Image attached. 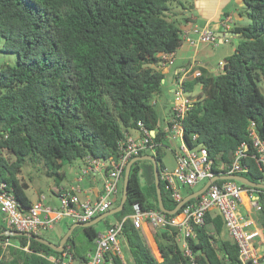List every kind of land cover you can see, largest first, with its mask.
Here are the masks:
<instances>
[{
	"label": "trees",
	"instance_id": "1",
	"mask_svg": "<svg viewBox=\"0 0 264 264\" xmlns=\"http://www.w3.org/2000/svg\"><path fill=\"white\" fill-rule=\"evenodd\" d=\"M174 1L0 0V49L18 54L16 65H0V181L22 210L33 204L26 193L28 183L19 177L27 157L42 161L47 174L60 183L65 162L82 163L88 155L117 158L119 141L139 121L160 129L163 119L154 100L163 93L165 74L158 66L163 54L175 53L183 44L179 21L171 17L179 15L173 11ZM244 3L249 22L232 29L239 42L225 57L222 71L213 74L202 68L200 76L185 82L190 92L197 85L201 90L184 125L190 145L191 136L198 134L196 143L208 149L216 173L228 171L237 148L245 143L248 156L243 161L249 171L243 175L264 182L250 139L252 122L264 138V0ZM154 140L161 170L162 146L169 141L160 130ZM161 187L165 207L175 208L178 202L162 180ZM193 191L188 189L184 197ZM122 192L123 180L115 206ZM136 205L159 209L149 160L133 164L128 198L124 209L115 213L117 221L133 214ZM259 213L264 244V207ZM6 229L1 218L0 232ZM75 229L65 250L86 264L88 257L78 248ZM83 230L91 242L100 232L95 224ZM123 236L134 264H241L237 243L225 233L218 211L207 213L196 237L189 238L192 256L184 254L175 228L156 231L161 260L129 218ZM6 239L16 244L5 249ZM40 253L62 252L27 236L0 235V264H54ZM115 264L123 260L116 258Z\"/></svg>",
	"mask_w": 264,
	"mask_h": 264
},
{
	"label": "built area",
	"instance_id": "2",
	"mask_svg": "<svg viewBox=\"0 0 264 264\" xmlns=\"http://www.w3.org/2000/svg\"><path fill=\"white\" fill-rule=\"evenodd\" d=\"M230 18L226 19V23ZM229 27V24H226ZM198 35L196 40L182 33L183 40L190 42L202 41L218 45L219 37L209 28L194 29ZM174 62V52L162 55L161 65ZM201 63L193 60L187 66H183L177 72L174 100L170 104V111L163 119L160 129H149L142 121L137 127L126 131L125 136L119 141V155L117 158L103 159L88 155L84 166L77 175L74 183L68 188L59 190L60 205L51 206L46 203L45 195L33 202L27 210H22L14 195L7 189L5 182L0 181V217L8 228L39 234L49 231L63 218H70L74 222H88L98 215L115 207L119 199L123 174L128 162L135 156L151 152L156 154L158 143L154 138L157 131H163L165 138L171 142H179L172 148L175 166H165L160 170V179L165 188L177 201L184 197L183 188L194 189L201 181L209 180L216 174H241L249 171V165L243 160L247 155L245 143L240 145L235 152V159L226 172H215L214 160L208 149L203 144H198V134L191 136L190 145L186 139L185 119L190 111L196 95L187 90L185 82L191 77L201 75ZM156 103V101L154 100ZM136 132V135H134ZM250 139L253 146V154L256 165L264 178V138L251 123ZM102 176L101 189L94 197H81L82 183L87 175ZM245 197L249 198L251 205L256 211L264 207V191L255 189L241 181L226 179L220 183L213 182L205 192L200 194L194 203L185 204L174 216L169 217L160 209L142 210L136 205V211L116 221L107 227L105 231L99 232L96 237V246L88 255L86 264H115V259H123L121 248V237L123 236L124 222L129 218L134 226L141 229L147 224L154 230H177V242L180 244L187 256H192L189 246V238L196 237V228L206 223L207 213L217 210L223 218L225 228L229 235L235 240L239 250L241 264H263L261 254L256 245L260 231L257 228H248L247 222L239 212V205ZM10 239L3 242L7 249L12 245ZM28 250V247H25ZM54 264H81L73 253L64 249L59 255L40 253Z\"/></svg>",
	"mask_w": 264,
	"mask_h": 264
},
{
	"label": "crops",
	"instance_id": "3",
	"mask_svg": "<svg viewBox=\"0 0 264 264\" xmlns=\"http://www.w3.org/2000/svg\"><path fill=\"white\" fill-rule=\"evenodd\" d=\"M175 2L180 4V6L182 7V11L180 12L179 7L176 9L173 5V8L175 9L174 12L178 11L177 13L179 14L177 16V19L179 21L180 27L182 28V33L186 32L188 37L196 40V38L198 37V35L194 31L196 27L209 28L212 29L219 37V43L218 45H214L202 41L190 42L187 40H183L182 46L174 53V62L172 64H160L158 66V69H160L165 74V78L163 81L164 91L165 88H167L168 90L170 89V91L175 90L177 86V72L180 68H182L183 66H187L193 60H197L199 63H201L202 65L200 68L206 69L210 73L216 74L221 72L223 69V61L225 57L229 56L235 51L236 45L239 42L238 35L232 33V29L237 25L247 24L249 21L248 17L243 14L245 6L244 0H177ZM228 17L230 18V22L226 23V19ZM226 24H229V27H227ZM226 43L233 44L232 48L228 46H219L220 44L224 45ZM189 79L192 78L190 77ZM164 94L165 93L163 92L162 95ZM155 101L157 103L156 99ZM171 102L166 103V106L168 107V113L170 111ZM84 163L85 161L82 163L79 162L80 171L84 166ZM80 171H78L77 175L80 173ZM75 179L71 180L68 185L57 184V189L54 190V193L57 195V197H59V190H61L62 188H68L74 183ZM101 186L102 176L100 174L87 175L82 183L81 197H94L97 194V191L101 189ZM187 190L188 189L183 188V193H185ZM250 208L254 209L249 201V198L245 197L239 205V212L241 215H243L244 220L247 222L248 228L259 229L257 220H259L260 213L259 211H256L254 209L255 214L251 215L248 211ZM215 211L217 210H213L212 212ZM244 211L247 213H244ZM73 223H75L73 220L66 217L60 220L57 224L63 225V227H67V229H69ZM110 223L112 224L114 222ZM53 228H55V226ZM140 230L155 255L161 260V255L158 256L156 254L153 246L154 243L158 246L155 237L157 230L152 229L147 224H144V226ZM65 232L66 231H63L62 235L59 234L60 239L64 236ZM225 233L229 235L226 228ZM256 245L261 254V261L264 264V244L261 233L257 238ZM95 246L96 243L95 241H93L92 245L87 248L86 252H81V254L88 257L89 253L94 250ZM121 248L123 254V264H134L133 256L124 236L121 237Z\"/></svg>",
	"mask_w": 264,
	"mask_h": 264
},
{
	"label": "rangeland",
	"instance_id": "4",
	"mask_svg": "<svg viewBox=\"0 0 264 264\" xmlns=\"http://www.w3.org/2000/svg\"><path fill=\"white\" fill-rule=\"evenodd\" d=\"M172 5H174L175 6L174 8L176 9L179 7V11L180 12L182 11V7L177 2L174 1ZM174 8H173V11L175 10ZM171 17L175 18L177 16L174 13H172ZM219 46H228L232 48L233 44L226 43L224 45L220 44ZM17 61H18V54L16 52H5L0 49V65L3 63L16 65ZM200 90H201L200 85H197L193 94L194 95L198 94ZM163 92L165 93L164 95L156 97V100H157L156 106H157V109L162 119H164L168 113V107L166 106V103L171 102L172 99L174 100V90L170 91V89L168 90L167 88H165V91L163 89ZM134 135H136V132H134ZM178 143L179 142L171 141V142H168V144H165L164 146H162L163 162L169 168H173L175 166V158H174L172 148H174V146ZM148 153H151V152H148ZM61 170L65 172V178L64 180L60 181V183H58L53 177H50L47 174V167L42 161H33L29 157H27L22 167V171L19 174V177L22 181L28 183V188L26 189V193L31 198V200L37 201L40 199V196L45 195L46 203L50 204L51 206H58L60 205V198L57 197V195L54 193V190L57 189L58 185H65V184L68 185L71 182V180L75 179L78 171H80L79 161L77 160L71 163L65 162ZM206 182L207 180L199 182L194 187V190L200 189ZM248 211H249V214L251 215L255 214V211L253 208H250ZM244 213H247V212L244 211ZM116 220H117L116 215L111 214L107 216L106 218H104L103 220L96 223L95 225L97 229H99L100 231H105L107 228V223L115 222ZM0 221H1V218H0ZM63 231L67 232L68 231L67 227H63V225L57 224L55 225V228H52L49 231H43L41 232V234L44 235L50 241L54 243H59L61 240L59 237V234L62 235ZM75 240H76V243L78 245L80 252L82 253H85L87 248L92 245V242L89 241L87 237L85 236L82 226L76 227ZM11 242L13 244H16V241L14 240H11ZM153 246H154V250L156 254L159 256L160 250L157 244L154 243ZM5 256L6 258H10V255L8 254V252H6Z\"/></svg>",
	"mask_w": 264,
	"mask_h": 264
},
{
	"label": "water",
	"instance_id": "5",
	"mask_svg": "<svg viewBox=\"0 0 264 264\" xmlns=\"http://www.w3.org/2000/svg\"><path fill=\"white\" fill-rule=\"evenodd\" d=\"M138 160H149L153 163L154 166V177H155V184H156V191L158 195V207L162 212L168 213V214H176L179 212V210L191 199L197 198L200 194L205 192L207 188L215 181L217 180H226V179H234L243 182L244 184H247L251 187L255 188H260L264 189V182H255L251 180L248 176L241 175V174H216L214 175L211 179H209L200 189L195 190L188 195H186L181 201L177 203L175 208L173 209H168L165 207L164 202H163V197H162V187H161V179H160V161L157 158L156 154H151V153H145L141 154L138 156L133 157L127 164L125 173H124V179H123V192H122V198L120 201V204L118 206H115L114 208L98 215L94 219L80 223V222H75L73 223L68 231L64 234V236L61 238L59 244L54 243L50 241L47 238H44L38 234L32 233V232H26V231H21V230H16L12 228H8L6 230H3L0 232V235H12V236H27L33 239H36L44 244H47L48 246L52 247L53 249L57 251H64L65 249V243L68 240V238L71 236L73 233L74 229L76 226H82V227H87L90 225H94L98 223L99 221L103 220L107 216L111 214H115L121 210L124 209L125 203L128 198V188H129V180H130V174L132 171V166L133 164L138 161Z\"/></svg>",
	"mask_w": 264,
	"mask_h": 264
}]
</instances>
